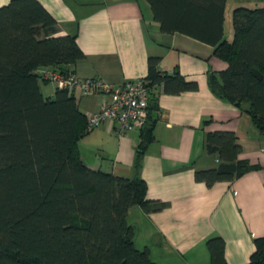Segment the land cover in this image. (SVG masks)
<instances>
[{
  "label": "trees",
  "instance_id": "trees-1",
  "mask_svg": "<svg viewBox=\"0 0 264 264\" xmlns=\"http://www.w3.org/2000/svg\"><path fill=\"white\" fill-rule=\"evenodd\" d=\"M147 1L162 31L182 32L213 46L227 66L208 71L209 88L246 112L264 133V0L234 5L229 35L224 30L227 0ZM57 28L39 0L0 5V264H155L147 248L134 245V229L126 222L132 204L148 212L157 209L140 175L153 139L151 101L133 176L86 165L78 148V139L89 131L86 114L73 90L55 85L53 94L45 95L40 79L50 80L37 72L43 66L73 71L65 65L84 57L76 34L55 35ZM158 61L157 55L148 57L143 77L149 90L154 84L167 93L198 87L178 68L159 69ZM204 148L216 163L195 169L194 177L208 186L259 167L239 157L233 130L205 131ZM253 241L244 264H264V235ZM205 245L209 264H228L221 235L209 236Z\"/></svg>",
  "mask_w": 264,
  "mask_h": 264
},
{
  "label": "crops",
  "instance_id": "crops-1",
  "mask_svg": "<svg viewBox=\"0 0 264 264\" xmlns=\"http://www.w3.org/2000/svg\"><path fill=\"white\" fill-rule=\"evenodd\" d=\"M39 1L57 21L55 35L76 34L84 57L65 66L78 76L98 75L119 84L146 75L148 57L157 55L159 69L178 68L197 82L196 89L178 93L165 92L162 84L149 90L153 139L145 148L140 175L157 209L129 206L126 222L134 229V245L147 248L155 264H209L205 241L221 235L228 264L247 262L253 238L264 235V133L246 112L209 88L208 71L222 70L227 63L207 42L162 31L147 0ZM231 9L227 0L225 35L231 33ZM55 87L41 90L52 95ZM73 92L84 114L98 110L108 97L106 92ZM218 129L235 131L239 157L259 167L208 186L195 179L194 170L216 163L204 148V133ZM140 139L141 127L120 134L116 124L102 121L78 139V148L89 167L131 177Z\"/></svg>",
  "mask_w": 264,
  "mask_h": 264
},
{
  "label": "built area",
  "instance_id": "built-area-1",
  "mask_svg": "<svg viewBox=\"0 0 264 264\" xmlns=\"http://www.w3.org/2000/svg\"><path fill=\"white\" fill-rule=\"evenodd\" d=\"M37 72L58 87L73 91L78 89L86 95L108 93L98 110L86 114L87 130L93 129L102 121H108L116 124L117 132L122 134L134 127H141L146 121L149 88L143 76L114 84L98 75L83 77L73 71L65 72L48 66L39 67Z\"/></svg>",
  "mask_w": 264,
  "mask_h": 264
},
{
  "label": "rangeland",
  "instance_id": "rangeland-1",
  "mask_svg": "<svg viewBox=\"0 0 264 264\" xmlns=\"http://www.w3.org/2000/svg\"><path fill=\"white\" fill-rule=\"evenodd\" d=\"M259 0H228V9L236 4L255 6ZM261 1V0H260ZM40 84L44 89L52 87L54 84L52 82L44 81L40 79Z\"/></svg>",
  "mask_w": 264,
  "mask_h": 264
}]
</instances>
